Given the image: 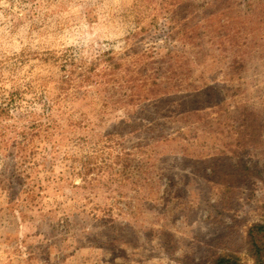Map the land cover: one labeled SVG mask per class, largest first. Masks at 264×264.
I'll list each match as a JSON object with an SVG mask.
<instances>
[{
  "label": "rangeland",
  "instance_id": "obj_1",
  "mask_svg": "<svg viewBox=\"0 0 264 264\" xmlns=\"http://www.w3.org/2000/svg\"><path fill=\"white\" fill-rule=\"evenodd\" d=\"M102 54L187 89L146 112L176 140L149 156L153 132L123 110L97 126L101 102L84 86L54 111L96 125L56 154L60 137L40 132L21 156L0 129V264H208L222 253L252 264L247 231L264 224V0H0V92L18 90L23 106L56 99L71 63L100 71ZM207 82L213 97L192 92ZM177 103L198 114L162 119Z\"/></svg>",
  "mask_w": 264,
  "mask_h": 264
},
{
  "label": "trees",
  "instance_id": "obj_2",
  "mask_svg": "<svg viewBox=\"0 0 264 264\" xmlns=\"http://www.w3.org/2000/svg\"><path fill=\"white\" fill-rule=\"evenodd\" d=\"M99 62L107 63L104 68L100 71H96L95 68H90L85 70L84 73L78 72L77 66L74 63H71L72 69L68 71L65 78L61 79V82L55 85V89L58 90V96L50 102H45L43 96L39 98V101L42 102V107L39 111H36L31 105L34 102L35 98L32 101L27 102L28 105L23 106L21 104L22 95L18 90H11L10 92H0V129L2 130V136L12 135V138H19L18 142H13L18 148L19 142L23 144L19 154L25 156L27 154L28 146L32 144V139L38 137L39 133L42 132L46 142L55 144L56 137H60L56 145H51L50 154H56L57 148L65 140H78L80 139L81 132H84L91 126L96 124L92 122V118L89 113L83 112L80 114L82 119L72 120L66 112H62L59 109L55 110L56 106H59L60 96L68 98L69 101L72 99V102H79L75 97L74 93H70L72 90L76 91L80 88L88 87L89 91L95 94L98 97V100L101 102L100 109L98 112L93 115L94 112L90 111L92 116L98 118V125H102L106 122L105 116L108 113V110L112 109L116 112L124 111L128 115V118L131 120L133 125L141 124L143 128H147L149 131L154 130V126H161L159 123L161 119L155 118L153 115H146L148 110L155 113H159L161 107L172 105L170 98L174 96L173 94L180 93V91H185L187 89H181L177 84H166L161 82V78L157 75L152 76L151 78H137L133 73L136 70L137 60H133L132 64H123L120 60L114 61L109 54H102L96 59L97 64H92L91 66H96ZM66 63V62H65ZM64 63V64H65ZM62 65V68H65V65ZM122 72V74H120ZM140 73H147V70L140 69ZM128 75V77H126ZM206 90L199 88L194 89V93L204 95L206 91L211 93L210 97L215 95V87H211L210 83L204 84ZM90 87H94V90H91ZM185 89V90H184ZM93 94V95H94ZM207 94V92H206ZM85 97V95H84ZM92 97V95H91ZM174 98V97H172ZM76 100V101H74ZM173 103V104H172ZM220 102H214L213 106L219 105ZM161 104V105H160ZM134 105L136 110L131 111L130 106ZM169 106L167 109L163 108L164 114H162V119H183L192 114H198V108H184L182 103H177V109L174 111L170 110ZM24 109V110H22ZM181 109V110H180ZM167 114L170 116L168 117ZM171 114L172 118H171ZM67 115V116H66ZM66 116V125L69 134L64 137V127L59 120H63ZM246 119V118H244ZM23 120L24 124L18 126V121ZM5 122H9L6 124ZM255 122V120H253ZM248 128V127H247ZM246 130L245 120L240 122L239 130ZM137 130H131L129 133L132 134ZM137 131L136 133H138ZM91 137H97L96 143H106L108 146H119L122 140L119 138L118 132L108 133L104 135L89 133ZM150 140L154 141V144L148 148L151 151H147L149 156L156 155L157 148L163 144L175 141L176 138H170L169 135L163 136L162 134H155ZM87 138V137H85ZM89 138V139H90ZM186 139V138H184ZM15 141V140H13ZM120 142V143H119ZM146 148V147H144ZM145 152V151H144ZM14 155V157H19V154ZM182 154L185 151H181ZM31 155V153H30ZM187 155V154H186ZM185 155V156H186ZM88 182H84L83 186H86ZM246 245L250 258L253 260L252 264H264V224H255L249 228L246 236ZM208 264H243L240 258L234 253H222L214 255Z\"/></svg>",
  "mask_w": 264,
  "mask_h": 264
}]
</instances>
